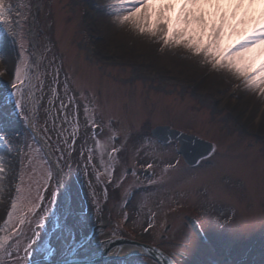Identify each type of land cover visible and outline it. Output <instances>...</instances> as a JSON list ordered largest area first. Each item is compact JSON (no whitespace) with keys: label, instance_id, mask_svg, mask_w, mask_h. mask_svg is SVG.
I'll return each instance as SVG.
<instances>
[{"label":"rangeland","instance_id":"374dc122","mask_svg":"<svg viewBox=\"0 0 264 264\" xmlns=\"http://www.w3.org/2000/svg\"><path fill=\"white\" fill-rule=\"evenodd\" d=\"M105 1L5 0L15 38L0 27V43L7 47L8 69L21 62L27 69L22 102L31 126L15 108L9 87L13 76L7 71L0 76V131L6 130L10 140L0 142V152L11 151V174L0 210V237H8L10 246L0 252V262L65 257L98 223L114 232L95 241L116 233L158 244L179 264H223L226 245L264 233V136L257 128L261 116L256 113L246 121V107L240 110L224 97H210L205 91L213 92L211 85L204 90L194 82L196 70L181 76L178 66L158 63L160 54L169 53L175 61L186 60L187 68L204 67L205 59L194 62L183 46H165L160 38H152L151 49L139 47L133 57L120 56L112 47L120 41L106 21L87 19L88 12L97 17L95 9L104 10ZM109 33L102 43L100 37ZM225 79L232 87L225 93L239 98L242 80ZM263 107L264 102L256 109ZM159 124L190 130L211 141L214 150L197 166H189L176 144L152 138L150 130ZM35 131L69 176L63 186L70 216L62 222L66 200L55 180L52 188L58 195L45 198L43 207L37 199L46 196L47 173L58 170ZM132 191L135 198L124 208ZM17 196L18 208L9 222L7 213ZM25 214L26 222L18 223ZM186 214L200 224L205 243L185 225ZM255 258L264 262V253ZM107 264L157 263L133 255Z\"/></svg>","mask_w":264,"mask_h":264},{"label":"snow or ice","instance_id":"6c2138e0","mask_svg":"<svg viewBox=\"0 0 264 264\" xmlns=\"http://www.w3.org/2000/svg\"><path fill=\"white\" fill-rule=\"evenodd\" d=\"M110 7L115 10L113 14L119 23H131L141 34L160 37L165 46H183L194 56L203 57L214 71L232 73L249 90L264 96V0H114ZM10 10L5 0H0V27L6 35L15 38L8 27ZM6 70L13 76L9 87L15 108L31 126L22 102V88L29 80L27 69L21 62L13 69H7L6 65ZM4 74L0 72V76ZM93 127L98 125L93 122ZM9 140L6 130L0 131V142ZM0 172H3L2 165ZM52 180L56 181L57 189L62 182L65 187L70 182L67 174L48 172L44 178L48 188L43 189L46 196L37 197L41 207L45 198L58 195L57 189L52 188ZM40 187L43 188V184ZM19 199L17 196L11 202V211L7 213L9 222L16 213ZM31 208L36 209L35 202ZM26 216L18 223L26 222ZM37 226L41 224L38 222ZM9 246V238L0 237V252L6 253Z\"/></svg>","mask_w":264,"mask_h":264},{"label":"bare ground","instance_id":"6f19581e","mask_svg":"<svg viewBox=\"0 0 264 264\" xmlns=\"http://www.w3.org/2000/svg\"><path fill=\"white\" fill-rule=\"evenodd\" d=\"M105 6H107L104 10L102 8H97L95 9V13H97V17H94L91 15V12H88L87 14V19L88 21H106V27L111 29V34H113V37H116L120 41V45L114 44L113 50L118 51V54L120 56H123L125 59L129 57H133L135 53V49H139V47H147L148 49H151L150 47H153V44L151 43L153 41L152 38H155V40L159 39L160 37H153L147 34H141L131 23H126V24H121L117 21L116 16L113 14L114 9L110 7L114 3V0H106ZM103 3V4H104ZM101 5V4H100ZM130 7V5H128ZM89 8L88 10H90ZM94 13V14H95ZM106 34L103 38L100 37V39H103L104 43L105 41L108 40V38L111 35ZM132 40L128 41L126 43V39ZM0 51H2L3 58L0 59V72H4L6 75L7 70H6V65L8 69V63H9V58H8V52L6 51V45L5 42L1 41L0 43ZM115 48V49H114ZM98 49L102 50V48L98 47ZM111 50V49H110ZM169 54V53H168ZM168 54H160L159 55V60L158 63L165 65H172V66H178L180 68V75L184 76L187 75L189 70H196L195 71V76L192 77L194 79V82L199 84V87L201 89L206 90L207 87L211 85V88L213 89L211 93L206 92L209 94L211 97L212 95L217 97V98H222L224 97L226 100H229V103L232 107L235 105L238 107V109L241 110V106L243 105L244 107L247 108V111L245 112V116L243 117L246 121H250L251 117L258 113L261 116L260 123L257 126L258 132L264 136V107L263 110L261 109H256V107L259 106L264 102V96H261L259 92L252 90L254 92L248 91L249 89L244 85L243 81L239 84L238 90L241 92L239 94V98H237L234 94H229L228 92L225 93V91H232V87L228 85V80L225 79L229 76L237 78L234 74L226 72V71H220L216 70L214 71L211 67V65L207 62H205L204 67L198 66V67H191L187 68L188 66L185 65V61H175L171 56ZM7 55V56H6ZM195 57V58H194ZM194 62H197L198 57L194 56ZM203 58V57H200ZM208 65V66H207ZM6 77V76H5ZM227 80V81H225ZM219 90H221L219 92ZM223 91V92H222ZM246 92V93H243ZM206 94V95H207ZM229 94V95H228ZM240 104V105H238ZM239 110V111H240ZM258 110V111H257ZM259 120V119H258ZM1 126V123H0ZM255 127V126H254ZM47 147V146H46ZM47 148H50L48 145ZM1 149V147H0ZM10 162H11V151L10 150H5L0 152V165L3 167V172H0V210H2V207L5 204V197L8 192V186L10 182ZM58 169V167H57ZM135 198V197H134ZM133 198V200H134ZM135 249L132 247H129L128 245H124L122 247L121 252L122 254H132Z\"/></svg>","mask_w":264,"mask_h":264},{"label":"water","instance_id":"95a60500","mask_svg":"<svg viewBox=\"0 0 264 264\" xmlns=\"http://www.w3.org/2000/svg\"><path fill=\"white\" fill-rule=\"evenodd\" d=\"M153 135L164 142L175 140L180 144V152L185 158L186 162L190 165L196 164L199 159L209 155L213 146L211 143L204 141L196 136L185 135L177 130L171 129L168 126H160L152 131ZM195 229L197 225H195ZM198 232V230L196 229ZM117 250L111 256L107 254H100L95 258L90 259H79V260H69L61 262H44L40 261L33 264H94L96 262L108 259L109 257H120V249L123 245H130L137 249L138 252L147 254L154 258L159 264H176L170 257L165 255L160 250L150 247L145 244L134 242L131 240L121 239L117 244Z\"/></svg>","mask_w":264,"mask_h":264},{"label":"flooded vegetation","instance_id":"af4514ba","mask_svg":"<svg viewBox=\"0 0 264 264\" xmlns=\"http://www.w3.org/2000/svg\"><path fill=\"white\" fill-rule=\"evenodd\" d=\"M260 231V229H257ZM245 234H242L243 237ZM264 233L251 234L248 239L244 242L238 243L235 241L231 245L232 258L223 259V264H264L263 261L258 262L255 258V254L258 255L259 252L264 253ZM85 244L82 246L84 247ZM81 249L78 246H75L73 253L79 252ZM243 254V255H242ZM242 255V256H241ZM28 263V262H26ZM25 264V263H24Z\"/></svg>","mask_w":264,"mask_h":264}]
</instances>
